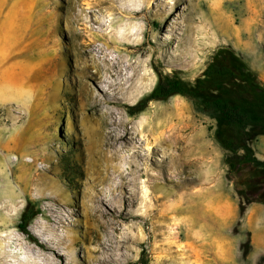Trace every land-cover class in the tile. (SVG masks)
I'll list each match as a JSON object with an SVG mask.
<instances>
[{"label":"rangeland","instance_id":"1","mask_svg":"<svg viewBox=\"0 0 264 264\" xmlns=\"http://www.w3.org/2000/svg\"><path fill=\"white\" fill-rule=\"evenodd\" d=\"M221 47L264 84V0H0V264H264L215 120L181 96L126 112L153 66L191 82Z\"/></svg>","mask_w":264,"mask_h":264},{"label":"trees","instance_id":"2","mask_svg":"<svg viewBox=\"0 0 264 264\" xmlns=\"http://www.w3.org/2000/svg\"><path fill=\"white\" fill-rule=\"evenodd\" d=\"M157 80L152 90L136 104L126 106L133 116L143 112L151 102L174 96L189 100L195 111L215 120L214 138L224 150L227 178L240 185L238 195L247 203L264 204V161L258 160L251 145L264 136V84L240 55L221 47L193 81L176 73H164L153 66ZM35 212L29 205L21 213L17 229L32 239L29 225ZM136 264H148V252L142 249Z\"/></svg>","mask_w":264,"mask_h":264},{"label":"snow or ice","instance_id":"3","mask_svg":"<svg viewBox=\"0 0 264 264\" xmlns=\"http://www.w3.org/2000/svg\"><path fill=\"white\" fill-rule=\"evenodd\" d=\"M177 11H179V8H177Z\"/></svg>","mask_w":264,"mask_h":264},{"label":"bare ground","instance_id":"4","mask_svg":"<svg viewBox=\"0 0 264 264\" xmlns=\"http://www.w3.org/2000/svg\"><path fill=\"white\" fill-rule=\"evenodd\" d=\"M149 145V144H148ZM148 148H150L149 146H148Z\"/></svg>","mask_w":264,"mask_h":264},{"label":"crops","instance_id":"5","mask_svg":"<svg viewBox=\"0 0 264 264\" xmlns=\"http://www.w3.org/2000/svg\"><path fill=\"white\" fill-rule=\"evenodd\" d=\"M258 138H260V137H258Z\"/></svg>","mask_w":264,"mask_h":264},{"label":"water","instance_id":"6","mask_svg":"<svg viewBox=\"0 0 264 264\" xmlns=\"http://www.w3.org/2000/svg\"><path fill=\"white\" fill-rule=\"evenodd\" d=\"M152 90V89H151Z\"/></svg>","mask_w":264,"mask_h":264}]
</instances>
